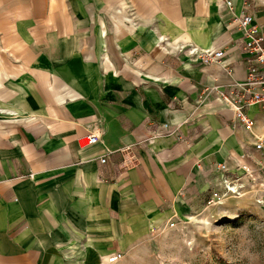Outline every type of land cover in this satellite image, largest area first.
I'll return each instance as SVG.
<instances>
[{
	"label": "crops",
	"instance_id": "0c3cea01",
	"mask_svg": "<svg viewBox=\"0 0 264 264\" xmlns=\"http://www.w3.org/2000/svg\"><path fill=\"white\" fill-rule=\"evenodd\" d=\"M245 3L264 25V0L232 14ZM230 16L220 0H0V264H107L223 180L264 173V113L246 131L213 91L246 77ZM176 44L225 57L203 66ZM149 119L181 139H149Z\"/></svg>",
	"mask_w": 264,
	"mask_h": 264
},
{
	"label": "rangeland",
	"instance_id": "374dc122",
	"mask_svg": "<svg viewBox=\"0 0 264 264\" xmlns=\"http://www.w3.org/2000/svg\"><path fill=\"white\" fill-rule=\"evenodd\" d=\"M234 185L219 200L210 193L176 208L129 252L118 251L117 264H264V173Z\"/></svg>",
	"mask_w": 264,
	"mask_h": 264
},
{
	"label": "built area",
	"instance_id": "2783aa9c",
	"mask_svg": "<svg viewBox=\"0 0 264 264\" xmlns=\"http://www.w3.org/2000/svg\"><path fill=\"white\" fill-rule=\"evenodd\" d=\"M224 6V10L231 13L229 19V27L242 32V37L238 41V49L246 55V77L241 82H236L226 90L214 89L217 99L221 104L227 106L234 115L233 122L242 126L246 131H251L253 127L252 120L248 117L247 111L251 107H257L260 112L264 113V25H258L254 22L251 14L247 13V4H244V9L239 15L232 14V0H220ZM176 51L186 52L187 56L199 60L201 65L207 66L210 64L219 63L225 54L222 49H199L196 46H180ZM149 121V139L155 140L161 136H172L181 139L177 127H172L169 124H157L153 120ZM99 137L95 133H90L82 141L83 146H92L97 144ZM253 150L256 153L264 156V138H255ZM123 155L122 166L124 168L132 167L136 164V158L132 153L130 146H125L117 150ZM112 153L108 151V154ZM106 156L104 155L99 163L106 164ZM242 168L246 171L247 166ZM225 171V167L219 168ZM233 185L232 181L223 180L222 186L224 192H212V199H221L226 192H229V186ZM239 186V185H238ZM122 260L120 253H114L107 257V264H116Z\"/></svg>",
	"mask_w": 264,
	"mask_h": 264
},
{
	"label": "bare ground",
	"instance_id": "6f19581e",
	"mask_svg": "<svg viewBox=\"0 0 264 264\" xmlns=\"http://www.w3.org/2000/svg\"><path fill=\"white\" fill-rule=\"evenodd\" d=\"M236 190V187L235 186H229V191H231V192H233V191H235Z\"/></svg>",
	"mask_w": 264,
	"mask_h": 264
}]
</instances>
